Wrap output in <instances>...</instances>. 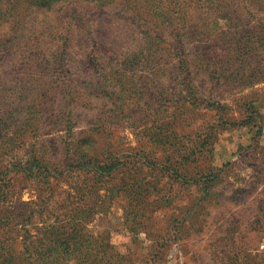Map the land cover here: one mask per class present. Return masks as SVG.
<instances>
[{
	"label": "rangeland",
	"instance_id": "1",
	"mask_svg": "<svg viewBox=\"0 0 264 264\" xmlns=\"http://www.w3.org/2000/svg\"><path fill=\"white\" fill-rule=\"evenodd\" d=\"M0 264H264V0H0Z\"/></svg>",
	"mask_w": 264,
	"mask_h": 264
}]
</instances>
